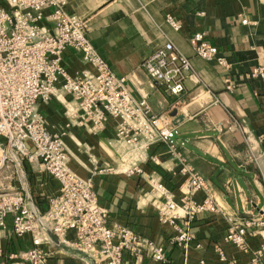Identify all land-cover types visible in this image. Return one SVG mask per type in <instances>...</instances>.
Wrapping results in <instances>:
<instances>
[{
	"label": "crops",
	"instance_id": "obj_1",
	"mask_svg": "<svg viewBox=\"0 0 264 264\" xmlns=\"http://www.w3.org/2000/svg\"><path fill=\"white\" fill-rule=\"evenodd\" d=\"M68 9L88 19L89 38L118 75H128V86L148 100L156 113L169 116L178 134L175 142L193 168L212 185V196L221 211L199 215L192 223V241L187 250L172 243L175 229L158 218L160 192L146 182L159 179L168 195L179 199L189 175L164 143L150 145L141 157L125 154L117 139L118 120L108 118L99 132L70 125L64 137L71 153V168L94 183L98 200L110 216V225H126L155 243L164 246L166 264H228L221 260L218 247L227 259L248 264L264 246V228L254 225L247 250L225 242L228 217L264 218V132L262 83L247 77L256 66H264V0H67ZM51 9L45 11L49 15ZM172 14L182 24L175 30L166 21ZM247 18L248 23H242ZM47 24V23H46ZM51 25L50 23H48ZM196 32L206 38L222 56L234 63L235 88L226 87V71L216 62L198 57L190 43ZM192 60L194 73L186 81V92L171 96L153 85L141 67L143 60L166 41ZM63 65L71 75L94 68L73 49L63 53ZM66 102L69 96L40 102L38 112L53 133L70 123ZM4 138L0 137V143ZM157 158V161L153 160ZM127 159L129 162L123 163ZM131 163L143 174L122 170ZM125 165V166H123ZM19 191L41 211H46L59 193L58 181L37 161L24 160L23 166L8 163L0 168V190ZM203 192L194 198L204 199ZM0 230V264L24 262L32 247L31 235H14L12 217ZM73 237V233H70ZM52 264H81L76 253L54 244L46 245ZM126 264H162L148 256L136 260L128 252ZM264 261V256H263Z\"/></svg>",
	"mask_w": 264,
	"mask_h": 264
},
{
	"label": "built area",
	"instance_id": "obj_2",
	"mask_svg": "<svg viewBox=\"0 0 264 264\" xmlns=\"http://www.w3.org/2000/svg\"><path fill=\"white\" fill-rule=\"evenodd\" d=\"M1 1L0 137L5 141L0 143V168L8 163L22 167L26 159L37 161L59 183V193L46 211L19 191L0 190V230L7 228L11 216L14 235L29 234L32 239L25 261L15 264H52L48 244L76 253L81 264H126L125 252L136 260L148 256L167 263L163 245L143 238L129 226L110 225L109 212L100 205L93 181L81 177L70 166L72 156L64 140L70 125L96 133L104 128L108 118L118 120L117 139L128 157L131 153L130 158H140L150 145L161 142L177 159L180 171L189 175L179 199L168 195L159 179L145 178L153 190L160 192L158 218L175 229L172 243L187 250L193 221L201 214L221 209L212 196L209 180L179 151L175 142L178 130L169 116L154 112L146 98L130 89L129 76L118 75L111 68L89 38L88 19L71 12L67 0ZM48 9L51 12L46 15ZM166 21L177 31L182 27L172 14H167ZM248 22L247 18L242 19V23ZM190 43L198 57L216 62L226 71V87L233 90L234 63L220 54L204 32L194 33ZM68 48L79 52L94 71L71 75L63 65V53ZM141 67L153 85L175 97L186 92V81L194 73L191 58L171 40L146 57ZM247 77L261 81L264 101V66L252 68ZM64 95L71 98L75 107L66 102L70 123L53 133L39 114L38 105ZM259 141L264 145V132ZM123 160L127 165L129 161ZM122 170L143 174L135 163ZM197 192L204 193L203 200L194 198ZM228 219L225 242L243 250L248 249V237L253 234L250 228H264V218L241 219L233 214ZM217 250L221 260L238 264L235 259L228 260L221 247ZM263 256L264 246L248 264H264Z\"/></svg>",
	"mask_w": 264,
	"mask_h": 264
},
{
	"label": "trees",
	"instance_id": "obj_3",
	"mask_svg": "<svg viewBox=\"0 0 264 264\" xmlns=\"http://www.w3.org/2000/svg\"><path fill=\"white\" fill-rule=\"evenodd\" d=\"M0 4H2V1L0 0Z\"/></svg>",
	"mask_w": 264,
	"mask_h": 264
},
{
	"label": "rangeland",
	"instance_id": "obj_4",
	"mask_svg": "<svg viewBox=\"0 0 264 264\" xmlns=\"http://www.w3.org/2000/svg\"><path fill=\"white\" fill-rule=\"evenodd\" d=\"M5 141V140H4Z\"/></svg>",
	"mask_w": 264,
	"mask_h": 264
}]
</instances>
